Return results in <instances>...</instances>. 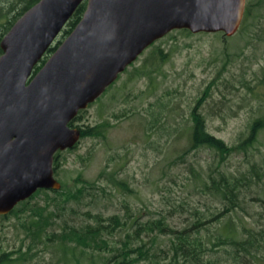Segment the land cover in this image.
<instances>
[{
    "label": "rangeland",
    "instance_id": "rangeland-1",
    "mask_svg": "<svg viewBox=\"0 0 264 264\" xmlns=\"http://www.w3.org/2000/svg\"><path fill=\"white\" fill-rule=\"evenodd\" d=\"M261 22L260 39L250 44L238 37L225 42L220 34L176 39L167 35L147 49L75 123L81 128L104 123L107 127L104 136L86 137L74 149L62 152L58 159L55 178L62 186L75 189L78 179L97 182L106 189V194L99 189L94 191L99 192L94 204L90 198L81 204L68 203L48 233H25L21 214L20 218L0 219V250L12 258L6 264H77L78 259L80 264H90L91 252L86 251L85 255L69 245L65 253L60 245L47 239V235L61 232L65 225L81 227L85 220L89 221L83 216L87 212L102 213L105 217L119 214L124 218L132 212L134 218L142 216L145 222L155 213L166 215L172 208L170 202L186 207L209 205L211 200L202 191L201 181L189 183L193 177L189 168L206 169L214 155L201 150L191 153L184 161L176 164L174 161L189 146L190 113L201 97L206 95L199 112L205 116L209 132L229 145L236 142L238 133L253 119L264 116V84L260 83L264 74V19ZM157 48L166 54L165 59L147 68L146 73L138 72ZM242 48L244 52H240ZM228 52L233 54L230 58ZM163 108L164 114L171 109L175 111L170 123L151 130L153 114ZM257 148L252 159L263 160L264 132ZM246 161L245 155L234 153L225 167L236 172L244 168ZM105 172L109 176L113 174L114 179ZM262 188L259 195L264 200V183ZM45 197L41 193L35 202L45 205ZM253 205L249 210L252 216L246 218L251 226L264 227V201ZM50 210L56 208L52 206ZM253 210L261 214L260 224L254 223L259 216L254 217ZM134 218H127L126 228L106 238L113 248L110 253H93L98 264H106L105 260L113 257L125 242L132 248L143 244L145 248L153 246L151 237L134 236ZM159 245L158 242L154 252L163 249ZM140 264L165 262L158 258L153 263Z\"/></svg>",
    "mask_w": 264,
    "mask_h": 264
},
{
    "label": "water",
    "instance_id": "water-1",
    "mask_svg": "<svg viewBox=\"0 0 264 264\" xmlns=\"http://www.w3.org/2000/svg\"><path fill=\"white\" fill-rule=\"evenodd\" d=\"M85 0H40L1 41L0 216L60 191L54 161L82 138L70 123L174 31L235 36L247 0H87L71 34L35 67Z\"/></svg>",
    "mask_w": 264,
    "mask_h": 264
},
{
    "label": "trees",
    "instance_id": "trees-1",
    "mask_svg": "<svg viewBox=\"0 0 264 264\" xmlns=\"http://www.w3.org/2000/svg\"><path fill=\"white\" fill-rule=\"evenodd\" d=\"M39 1L0 0V57L3 54L1 49L3 37L17 20ZM86 8L87 0L78 7L56 42L35 67L33 76L75 29L81 21ZM262 19H264V0H247L244 19L237 35L230 38L225 37L221 33L220 35L225 42L236 37L247 41V44L258 41ZM178 36L187 38L195 35L187 30H181L170 33L167 38L176 39ZM240 52H244V49L242 48ZM232 55L228 52V58ZM165 57L166 54L163 53L161 48H157L151 59L147 60L149 62L143 66V69H138V72L146 73L147 68L162 62ZM260 83L264 84V74L260 79ZM205 96L197 101L190 113V143L183 154L176 158L174 164L184 161L188 155L196 151L209 150L214 155L213 162L206 169L193 166L189 168L193 175L189 183L194 184L196 181H201L202 183L199 182L201 189L211 200V203L201 208L198 206L186 207L184 204H173L170 202L172 208L166 215L155 213L153 218L145 222L142 221V216L134 218L132 212H130L127 218H134V236L137 239H142V236L151 237L154 240H152L154 244L150 248H145V244L132 248L125 242L116 250L117 253L115 252L116 254L113 257L105 260L106 264H140L142 261L153 263L158 258L165 264L264 263V227L260 225L257 228L253 227L246 218L252 216L249 210L252 206L254 207V202L264 201L259 195L260 190H263L262 183H264V159H252L254 152L258 150L259 137L264 132V116L253 119L245 129L238 133L236 142L229 145L209 132L206 118L199 112L202 103L205 102ZM85 111H81L70 123V126L81 130V140L86 137H103L107 128L104 123L86 128L75 125ZM174 113L175 111L171 109L164 114L163 108L161 112L153 114L154 119L151 124V130H155V127L162 128L166 126L165 122L169 124V120ZM61 153L58 152L55 155L54 170L56 172ZM234 153L245 155L247 161L244 168L236 172H230L225 167V164L229 157L234 156ZM104 174L111 180L114 179L113 174L110 176L107 172ZM118 184L122 185L123 183L118 182ZM98 189L99 192L101 190L104 194L107 192L97 182L90 183L78 179L75 189L71 190L62 186L60 191H51L54 194L53 197L49 195L48 191L50 190H39L29 200L20 203L8 216H0V219L5 220L10 216L20 218L22 215L21 217L25 222L21 223V226L25 233L36 235L38 233H48L49 228L55 226V218L61 216L60 211H64L68 203L81 204L86 198H90L92 200L91 203L94 204L97 202V195H99V192L95 193L94 191ZM41 193L46 196L44 199L45 205L35 202ZM250 202L253 203L251 204ZM52 206L56 208V211L50 210ZM253 214L254 217L259 216L254 223L260 224L261 214L256 213L255 210H253ZM156 215H159V217L156 218ZM83 216H86L89 221L85 220L86 223L81 227L65 225V229L61 232L47 235V239L53 244L60 245L65 253H67L69 245L70 247L74 245V249L80 250L85 255L88 254L86 251L91 252L90 255L93 261L90 264H98L93 253H110L113 248L110 247L107 241L108 237L126 228L128 219L119 214L105 217L102 213L92 214L91 212H87ZM180 219L182 221L177 222ZM212 224H215L214 228H211ZM127 236L130 237V235ZM158 242L160 243L159 247H163V249L159 248L157 250L158 253H156L154 248ZM134 254L138 256L133 258L132 255ZM11 260L12 258L8 253L0 250V264H6ZM76 262L80 264L79 259Z\"/></svg>",
    "mask_w": 264,
    "mask_h": 264
}]
</instances>
